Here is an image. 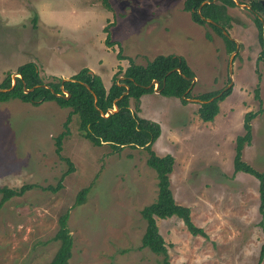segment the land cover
<instances>
[{
	"label": "rangeland",
	"instance_id": "obj_1",
	"mask_svg": "<svg viewBox=\"0 0 264 264\" xmlns=\"http://www.w3.org/2000/svg\"><path fill=\"white\" fill-rule=\"evenodd\" d=\"M184 1L0 0V83L8 75L12 81L11 72L33 59L44 82L87 68L102 74L109 87L130 62L145 66L158 55L184 58L195 78L185 103L158 92L130 101L133 112L138 106L141 118L159 124L152 150L174 158L173 198L190 209L193 224L206 234L192 236L176 217L158 219L169 264H257L264 244L258 180L235 173L233 158L244 115L259 109L258 87L261 111L251 121V143L241 159L264 173V50L254 24L256 15L264 23V8L250 11L264 0H233L236 6L226 7L224 30L238 45L232 64L223 38L193 22ZM93 10L103 16H93ZM231 80L217 116L201 121L197 96L221 91ZM63 132L68 133L57 154L55 138ZM147 156L143 148L93 146L79 130V117L54 102H0V187L32 186L0 206V264L49 263L66 212L69 264H161L162 256L141 248L146 224L140 212L158 194ZM83 188L89 190L84 202L75 205Z\"/></svg>",
	"mask_w": 264,
	"mask_h": 264
},
{
	"label": "trees",
	"instance_id": "obj_2",
	"mask_svg": "<svg viewBox=\"0 0 264 264\" xmlns=\"http://www.w3.org/2000/svg\"><path fill=\"white\" fill-rule=\"evenodd\" d=\"M204 3V4H203ZM203 4V5H202ZM106 8L109 9L107 3ZM236 6L233 0H185L183 9L190 14L193 22L198 25H209L225 41L227 52L232 53L236 49V43L223 34L226 22L229 17L226 15V7ZM200 8V9H199ZM264 8L261 2L253 3L250 11L260 12ZM211 20L213 23L207 22ZM225 20V21H224ZM254 24L259 32V40L262 41V21L258 16H254ZM106 32V30H105ZM107 46H112L109 42V35L106 36ZM264 55V52H263ZM118 59H122L117 54ZM179 70V71H177ZM15 78V85L11 87L10 75L0 83V102H8L17 99L24 103L38 106L42 102H54L61 108L70 109L71 116L79 117V130L83 137L93 146L106 144L112 151H119L123 147L143 148L148 153L146 164L151 168L157 178L158 194L156 200L145 206L140 214L145 221V230L141 238V248H146L156 255L162 256L161 264H169L168 253L163 237L159 233L157 220L176 217L180 219L186 230L192 236L206 237L205 232L196 227L190 217V209L179 205L173 198L170 190L169 176L172 173L174 158L166 154L158 156L152 145L159 138L161 129L159 124L148 119L141 118L136 106L134 112L130 108V101L138 103L141 96L153 93V81L158 82L159 94L168 98H177L185 103V98H190L187 92L191 85L193 72L187 65L184 58L176 55H158L145 66L136 65L130 62L124 71H117L113 76V82L108 89H105L100 77L83 68L68 80L62 81L53 78L49 82H44L39 75L38 67L33 62L20 65ZM122 78L118 80V76ZM30 90L25 93L24 90ZM66 92L69 96L66 98ZM126 92V94H125ZM187 92V93H186ZM221 91L211 92L197 96L198 100L204 101L199 104L197 114L201 121L212 122L219 113L218 102L225 99L231 89L225 91L218 98H214ZM214 98L212 101L210 99ZM254 98L258 101L257 112H248L243 118V134L236 138L235 154L233 158L234 172H242L253 176L258 180L259 212L264 214V173L255 171L252 167L242 161V149L251 143V121L261 111V101L258 87L254 89ZM117 107L115 112H111ZM105 117V115H107ZM70 118V116H69ZM69 120V119H68ZM65 122L64 126L68 124ZM68 132H63L55 138L56 153L61 150V142ZM32 186H22L19 189L0 187L2 195L0 206L14 196H21ZM60 188V183L54 192ZM88 188H83L78 193L75 205L84 202ZM68 213L59 217V227L54 236V240L59 242L58 250L52 260L47 264H69L71 258L72 238L67 229ZM264 257V244L261 247L258 263Z\"/></svg>",
	"mask_w": 264,
	"mask_h": 264
},
{
	"label": "water",
	"instance_id": "obj_3",
	"mask_svg": "<svg viewBox=\"0 0 264 264\" xmlns=\"http://www.w3.org/2000/svg\"><path fill=\"white\" fill-rule=\"evenodd\" d=\"M215 1V0H214ZM262 4H264V2H261ZM204 4V3H203ZM202 4V5H203ZM200 9V8H199ZM207 22H209V23H213L211 20H208V19H205ZM262 21V20H261ZM214 24V23H213ZM262 27H263V36H262V39H263V50H264V23L262 22ZM223 32V34L225 35V36H227V37H229L228 35H227V33H226V31L225 30H223L222 31ZM230 38V37H229ZM231 39V38H230ZM236 43V42H235ZM238 50V45H237V43H236V49H235V51L233 52V55L231 56V60H230V64H232V57L234 56V54L236 53V51ZM177 71H179V70H177ZM229 75H231V70H229ZM15 76L16 77H19L20 78V75L19 74H15L14 76H12V84H11V87H13L14 85H15ZM65 80H68V79H62V81H65ZM195 82V78H192V81H191V85H190V87H189V89L187 90V92H189V90L191 89V87L193 86V83ZM152 84L153 85H155V87H154V91L155 92H158L159 93V91H158V89H157V87H158V82L157 81H153L152 82ZM232 87V80L229 82V84H228V86H226V88H224L223 90H221V92L219 93V94H217L214 98H218L219 96H221L225 91H227L229 88H231ZM0 91H2V89H0ZM30 90H27V89H25L24 90V92L25 93H27V92H29ZM186 92V93H187ZM64 94L66 95V98H68V94L66 93V92H64ZM125 94H126V92H125ZM183 99H185V100H188V98H185L184 96L182 97ZM214 98H212V99H210V101H212ZM195 101H197L199 104H201V103H204V101H201V100H198V99H196ZM117 110V107L116 106H114V108H113V110L111 111V112H115ZM108 116V114L107 115H105V117H107Z\"/></svg>",
	"mask_w": 264,
	"mask_h": 264
},
{
	"label": "crops",
	"instance_id": "obj_4",
	"mask_svg": "<svg viewBox=\"0 0 264 264\" xmlns=\"http://www.w3.org/2000/svg\"><path fill=\"white\" fill-rule=\"evenodd\" d=\"M32 62L35 63L36 65H37V63H38V62H37L36 60H34V59L32 60ZM37 67H38V65H37ZM16 68H17V67H16ZM38 70H39V69H38ZM92 72L94 73L95 71L92 70ZM11 73H12V76L15 75V72L13 73V71H12ZM45 74H46L47 76L50 75L49 72H48V73H45ZM39 75H40V73H39ZM96 75H98V76L100 77V79H101L102 74H100L98 71H96ZM50 76H52V75H50ZM40 77H42V75H41ZM55 77H56V76H55ZM60 78H62V77H60ZM62 79H67V77L62 78ZM68 79H69V78H68ZM101 81H102V80H101ZM102 83H103V81H102ZM111 84H112V83H111ZM103 85H104L105 89H108V88L111 86V85H110L109 87H106L105 82L103 83ZM150 94H156V92L153 91V93H150ZM139 113H140V111H139Z\"/></svg>",
	"mask_w": 264,
	"mask_h": 264
},
{
	"label": "clouds",
	"instance_id": "obj_5",
	"mask_svg": "<svg viewBox=\"0 0 264 264\" xmlns=\"http://www.w3.org/2000/svg\"><path fill=\"white\" fill-rule=\"evenodd\" d=\"M92 15L93 16H100V17H102L103 16V13L102 12H97V11L93 10Z\"/></svg>",
	"mask_w": 264,
	"mask_h": 264
}]
</instances>
